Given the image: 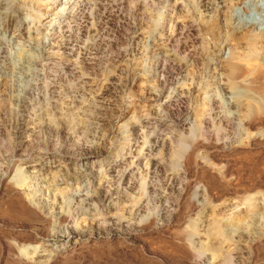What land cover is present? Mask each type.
Returning a JSON list of instances; mask_svg holds the SVG:
<instances>
[{
	"label": "rangeland",
	"instance_id": "obj_1",
	"mask_svg": "<svg viewBox=\"0 0 264 264\" xmlns=\"http://www.w3.org/2000/svg\"><path fill=\"white\" fill-rule=\"evenodd\" d=\"M0 264H264V0H0Z\"/></svg>",
	"mask_w": 264,
	"mask_h": 264
}]
</instances>
